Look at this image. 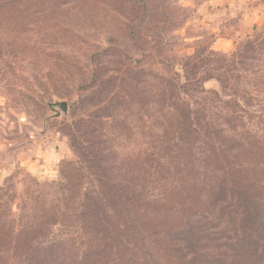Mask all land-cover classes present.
Wrapping results in <instances>:
<instances>
[{
    "label": "rangeland",
    "instance_id": "1",
    "mask_svg": "<svg viewBox=\"0 0 264 264\" xmlns=\"http://www.w3.org/2000/svg\"><path fill=\"white\" fill-rule=\"evenodd\" d=\"M17 1L0 29L15 54L0 58V264L141 262L80 217L86 197L107 205L98 167L134 197L162 264H264L214 153L253 179L242 154L264 144V0ZM63 172L82 178L78 196ZM65 203L77 218L56 219Z\"/></svg>",
    "mask_w": 264,
    "mask_h": 264
},
{
    "label": "trees",
    "instance_id": "2",
    "mask_svg": "<svg viewBox=\"0 0 264 264\" xmlns=\"http://www.w3.org/2000/svg\"><path fill=\"white\" fill-rule=\"evenodd\" d=\"M38 1V0H37ZM36 1V2H37ZM56 1V7L63 4L64 0H49V2ZM143 0H138V3H142ZM47 4L45 1H39L38 5L41 7L42 5ZM21 6L20 2L17 0H0V29L2 30L5 28L9 20H14V17H9V13L15 15L20 10L17 9ZM139 11L144 12L146 11V3L139 5ZM143 22V21H140ZM4 24V26H1ZM0 30V58L8 57L9 54L15 55L13 52H8V46L4 43V39L2 38V31ZM5 35H7L5 33ZM15 40H10V46L12 43L14 44ZM11 50H13L11 48ZM250 147L242 154L244 157H247L249 166H251L250 170H247L245 173L252 174L253 179L241 178L234 167V162L232 158L227 157L226 154L218 152L214 149V153H217V159L220 161L222 165V169L225 171L226 177L228 179V185L230 186L231 190H242L244 191L242 194H239V199L243 200L245 204V213L244 219L248 220L252 223V226H255L257 231L255 233L259 235H263L264 239V197H254L250 195L249 190L252 188L254 189L255 185L258 188L264 190V144L258 143L256 146ZM254 148V150H253ZM231 150V149H230ZM237 157V156H235ZM251 161V162H250ZM87 164L90 165V161H86ZM95 163L99 165L97 160ZM68 167H72L68 165ZM94 168V167H93ZM262 174V175H261ZM259 175V176H258ZM62 176L64 177L65 183H61L59 185L60 190L63 193H66L70 190L71 197L78 196L81 191V184L82 178L78 177H71L72 172H63ZM99 184L100 190L99 195L103 196V200L107 204L106 206L100 205L98 199H93L91 197H86L85 200L89 204L90 210H85L80 217L85 220L90 219L92 227L94 229H98V232H102L104 234L103 237V244L108 247L109 250L115 249L120 251L121 249H125V245L123 242L127 243V246L135 247L136 251L140 253L141 262L135 259L134 256L129 252L126 254H122L123 260L122 264H162V257L158 255L157 251H154L147 239L146 235L144 234L145 227L136 226L135 220L132 216L137 215L136 213V206H138L135 202L134 197L131 195H127V193L121 192L118 188L111 185L105 174L102 173V168L99 167L95 168V173L93 175ZM71 177V178H70ZM241 178V180L239 179ZM79 181L78 185H73V190H71V186L73 181ZM247 182V183H245ZM65 195V194H64ZM171 195L175 194V191H171ZM62 199H66V196H62ZM85 204V203H83ZM86 207V206H85ZM82 207H78L76 209L69 207L66 203L60 209V211L56 214L57 220H66L69 218L74 219L75 215L78 213V209ZM107 208V212L105 211ZM108 210L111 211L113 216H109ZM79 214V213H78ZM108 214V215H107ZM111 219H121V223H118L117 229L114 227L113 221ZM78 217V216H77ZM76 217V218H77ZM57 222V221H56ZM115 233L118 236H115ZM119 236L121 239L119 240ZM2 237V232H0V238ZM12 239V237H11ZM13 243L14 245L17 243L16 234H13ZM122 240V241H121ZM18 245V244H17ZM127 250L129 251L128 247Z\"/></svg>",
    "mask_w": 264,
    "mask_h": 264
},
{
    "label": "water",
    "instance_id": "3",
    "mask_svg": "<svg viewBox=\"0 0 264 264\" xmlns=\"http://www.w3.org/2000/svg\"><path fill=\"white\" fill-rule=\"evenodd\" d=\"M55 105L58 106L64 113L66 112L67 104L65 102H61Z\"/></svg>",
    "mask_w": 264,
    "mask_h": 264
}]
</instances>
